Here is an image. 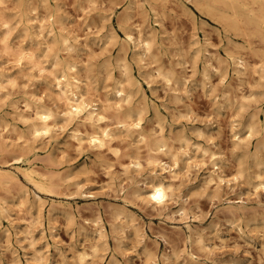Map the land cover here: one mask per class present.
<instances>
[{
    "label": "rangeland",
    "instance_id": "374dc122",
    "mask_svg": "<svg viewBox=\"0 0 264 264\" xmlns=\"http://www.w3.org/2000/svg\"><path fill=\"white\" fill-rule=\"evenodd\" d=\"M26 2L28 5H24L27 4ZM19 3L21 6L18 8ZM194 4L191 0H2L0 2V15H2L0 18L5 15L4 18L8 16L7 19L10 20L9 17L12 16L13 21H10L14 25L18 23L17 20H21L20 17L24 16L27 20L31 19V22L44 19V23H47L60 14L63 19L59 22H62V25L59 22L58 24L64 30L57 29L59 27L58 24L55 25L57 22H53L54 31H69L72 35H78L79 44L75 50L68 52L61 48L59 42L56 44L58 47L52 46L53 43L49 42L50 46L56 47L52 50L58 52L64 59L77 61L80 67H84L81 69L82 73L80 72L82 75L90 72L91 77L88 75L93 91L90 90L94 93L96 88L98 91L95 89V92H99V98L103 100L104 97H108L110 104L115 99L111 93L105 94L107 92L105 90H110L112 85L109 77L111 75L117 77L120 74L118 63H121L122 57L126 56L125 61L130 68V77L132 76V80H135L138 86V89L135 84L130 87L134 91L137 90L133 105L135 104V107L146 105L142 113L143 129L152 136L162 134L172 150L177 149L178 145L180 148L178 136H186L191 155L190 167H186L185 160H180L178 167L174 168L175 177L171 178L176 184L175 194L177 192V195L183 197L185 201V208L187 207L185 214L180 215L178 211H175L178 203L174 201H168L165 207L153 206L154 204L146 201L143 195L136 196L130 193L133 181L140 176L131 169H125L129 157L134 153H137L141 160L146 158L147 145L133 141L130 136L123 137L125 135L118 132H116L117 137L114 135L115 138L110 140L109 144L107 143L108 146L101 148L88 146L85 138L82 144L77 143V145L65 131L58 129L52 131L50 139L46 136L33 138L29 133L30 130L27 131L29 129L27 124L21 123V119L19 121L15 116L10 101L13 100L11 104L16 106L19 112H23L25 108L23 98L30 95L27 92V96L23 92L26 93L27 89L32 91L33 88L34 96L40 95L48 105H55L58 102H52L53 95L49 96L46 93L49 89L46 86L47 90L44 89V82L36 81L32 84L36 72L30 66L28 67L30 64L25 62L27 65L24 64L23 67H28V71L23 68L21 74L12 67L13 69L9 70L13 72V78L15 75L14 85L6 81L0 82L2 85H0L2 87H0V146L6 144L10 156L14 154L11 150H16L15 154L18 153V155H21L19 154L21 150L22 152L26 150L28 154L23 152L24 154L22 153L20 157H27L28 161L34 156L35 160H31L34 168H38L37 172L40 176L43 174L41 177L46 184L51 182L52 191H49L50 185H48L49 190L39 193L45 202L40 210L31 202L33 193L37 191L25 181L21 172H15L20 184L27 185L21 190L19 189L21 185L19 183H17L18 187L16 185L18 181L7 182L4 178V182L0 180L2 183H0V206L2 207V211L0 209V264H224L225 261H228L225 264H264V221L262 220L264 214L260 216V212L264 209V189H254L252 184L256 180L254 174L259 172L264 178V164L253 174L252 171L257 170L255 168L257 165L250 155L259 148L258 150H261L258 151L259 159L262 160L264 157V144L259 146L260 141H264V92L263 94L261 92L264 89V79H260L261 75L258 77V72L250 70L240 72L241 75H239L228 56L236 53L238 56H243L249 63L256 62L255 65L258 63L261 65L264 62L259 60V56L257 63L256 54L260 49L264 52V44L261 45L263 42L258 41L256 38L258 36L255 34H250L253 36L249 37L250 27L247 26L248 24H242L241 26L246 27V31L248 28V38L247 36L245 38L248 41L249 38L255 39L257 43L255 46L254 41L250 39L248 46V43H245L247 40L243 38L246 34H243V27L241 30L238 29L243 30L242 32L231 31L232 28L229 29L222 19V23L226 26L219 22L218 16L217 20L216 15H211L212 12ZM50 8L52 14L49 12ZM45 13L51 16L48 17ZM61 16H58L59 20ZM124 16H127V19ZM20 25L22 26V21L18 23V26L16 25V29L13 28L8 38L13 50L19 45L30 47L37 41L36 37L29 39L24 36ZM124 29L128 32L131 29L132 36H137L139 30V33H146L147 38H152L151 54L147 53L143 59L132 54V47L130 45L127 47L124 40L126 33ZM228 29L229 31H225ZM0 31L2 32V29ZM235 32L242 33L244 40L241 38L242 35L239 34V36ZM20 35L23 39L25 38V42ZM121 40L126 45L125 52L123 48L120 50L121 46H125L119 44ZM33 44L34 47L35 44ZM35 46L33 51L36 55L37 53L40 55L42 46L38 43ZM1 47L0 43V61L3 60L2 62L5 63L7 62L5 60L11 56L4 53ZM247 47L251 48L250 50L253 47L255 54ZM193 51L197 52L198 56ZM263 52H258L261 57ZM106 63V67H103ZM86 69L90 71L84 73ZM163 71L171 73L170 81L163 77L166 75ZM26 72H28L27 76H23ZM128 80L123 82L129 87L131 84L127 83ZM257 83L263 85L258 86ZM252 87L257 91L254 92ZM249 89L254 95L250 94ZM256 93L263 95L262 100L258 94L255 95ZM247 94L253 95L252 98L256 96L255 99L257 98L259 103L257 99V102L254 100L255 103H253L250 97H245L252 100L250 103L248 100V105L246 100L241 101ZM137 98L142 99L143 103L141 104ZM54 101L57 100L54 99ZM240 101L245 104L244 109L238 107L241 104ZM59 103L54 109L57 107L60 109ZM237 103L239 104L236 105ZM109 110L113 114L110 108ZM239 110L242 111L238 113ZM251 111L257 113V115L255 113V119L258 120V124L256 123V128L259 127L258 132L256 131L258 135L255 134L250 139H246L250 146L248 145L247 148L244 145L248 150L243 154L241 152L245 149L244 147L233 149L235 137L232 128L235 123L234 118L240 114V122H248L250 120L248 118L251 117H245V115ZM2 120L7 123L4 124ZM193 127L203 132L197 135ZM241 135L245 133L241 132ZM256 137L261 139L258 138L259 140L255 141ZM256 144L258 148L253 149ZM3 147H0L2 148L0 165H6V168L12 165L22 167V162H18L20 159L12 161L14 159L11 160L12 157L6 156L7 153L3 151L5 148ZM29 149L31 152L28 151ZM204 149H207V152L217 150L224 154L225 165L222 167V173L230 176L240 168L244 178L237 185L234 184L233 189L225 185L216 188L214 183L205 185L200 181V175L204 170L212 167L206 153L202 154ZM49 154L55 161L48 157ZM161 157L163 158V155ZM166 158L164 156L163 159ZM144 161H142L143 164ZM198 163L202 164L198 167ZM69 166L73 167V170ZM68 169L69 171H66ZM62 173L63 176H61ZM64 173L69 175L65 176ZM250 175L254 178L252 179ZM69 176L70 178L67 179ZM62 177L66 178L65 181ZM247 180L251 182L248 183ZM74 181L78 183H71ZM187 184H193L196 188L193 190L191 185L193 191L190 192V189L188 194L184 195L187 192ZM17 188L20 192L23 190L24 196L27 194L26 202L28 199L29 201L24 205L21 204L23 197L19 196L20 192H17ZM25 189H27L26 192ZM213 191H217L215 194L218 198L214 196ZM239 191L242 192L240 196L245 203V209L243 208L245 215H238L235 220L231 219V215L224 206L227 205V201L222 198L227 197L232 204H237L239 202L234 201L239 199L237 197ZM53 202L62 204L59 206L66 209V214L69 212V218L62 211L49 210V204ZM58 204L56 207L60 208ZM29 207H33L32 210ZM34 207L39 210H35ZM255 209L258 213H253ZM116 211H119V214ZM250 214L258 218L254 220L256 217ZM242 216L246 217L242 218ZM186 223L190 226V232L185 227ZM100 225L104 235L99 238L96 231ZM197 237L201 238V242L200 239L199 241L196 239Z\"/></svg>",
    "mask_w": 264,
    "mask_h": 264
},
{
    "label": "bare ground",
    "instance_id": "6f19581e",
    "mask_svg": "<svg viewBox=\"0 0 264 264\" xmlns=\"http://www.w3.org/2000/svg\"><path fill=\"white\" fill-rule=\"evenodd\" d=\"M1 1L2 0H0V2ZM129 1H131V0H129ZM191 1L197 5H200V7L203 8V10L205 9L206 11L212 12L211 15L212 16L216 15V17H215L216 19L218 16V19H220L219 22L222 23V21H221V19H222L224 21L223 23H225L229 29L232 28L231 31L238 30V29L241 30L242 27L244 28V26H241L242 24H248L247 26L250 27L249 28L250 29L249 37H252L255 34L258 37L254 36V38L256 37L258 41H262L263 43H261V45L264 44V0H191ZM27 2H29V1H27ZM129 3H131V2H129ZM24 5H28V3L24 4ZM17 6L19 8V6H21L20 3L17 4ZM24 7H23V9H24ZM26 7L28 8V6H26ZM45 10H47V9H45ZM200 10L202 11V9H200ZM26 12L28 14V11H26ZM49 12H50V14H52L51 8H50ZM15 13H17V12H15ZM47 14L45 13V15H47L48 17L51 16L49 13H47ZM54 14H56V13H54ZM207 14H209V13H207ZM57 15H56V17H54L55 19L58 16L59 17L61 16L60 14L58 16ZM0 16H2V15H0ZM4 16L5 15H3V18L1 17L2 19L0 18L1 19L0 23L2 26L0 28V29H2V32L0 31L1 32L0 33V43L2 45L1 48L4 51V53L6 52V54L8 56L10 55L11 58H8L10 60H8V59L5 60V61H7L5 63H3L4 62L3 60H2L3 62L0 61V82L6 81V82H9V84H12V86H13L15 75L13 78V72H11L10 70L15 68V71H17L18 73L21 74V71H23V68H26V70L25 69L24 70L28 71V67L30 66V68L36 72V74L34 75L35 76L34 79L29 78V79H33L34 83L32 82V84H35L36 81L38 83L44 82V84H45V85H43L44 89L46 87L49 89L48 91H46V93L49 94V96H50V94H51V96L53 95L51 98H54L55 100H57V101H54V99H52V102H54V103L60 102L59 105L61 104V107L59 106L60 109H58V107L56 109H54L58 103L57 104L55 103V105L51 104L53 107L50 104L48 105V103H45V101L42 99V97H40V95L38 96L35 94V96H34V92H32L33 88L31 89L32 91H28L29 89H27L25 91L26 93L23 92V94H26V95H27V92H28V94H30L29 95L30 97L27 95L29 98L28 97L23 98L24 107H25L24 108L25 110L23 109V112L22 111L19 112L16 109L17 107L16 106L14 107V105H12L13 100L10 101L12 103V104L10 103V105L13 109V112L16 114V115L15 114L14 115L18 118L19 121L21 119V121H20L21 123L27 124V126L29 127V129H27V131L30 130L29 131L30 135H32L33 138L34 137L35 138H42V137L46 136V137H48V139H50L52 131L58 129L60 131H65L67 133L66 135L70 136L71 139H74L76 144L77 143L82 144V141L85 138L84 140H87V142H86V143H88L87 145L90 147H94V148H101L105 145L108 146L107 143L110 142V140H112L113 138L117 137L118 134L116 135V132H118L120 134H124L125 136H123V137L130 136V138L133 139V141L143 143L145 146L147 145V150H148V151H146L147 152L146 158H144L145 161L141 160L142 158H140V156L137 155V153H134L135 155L130 154L132 156L129 155L130 156L129 161L126 164L127 166L125 167V169L126 168L131 169L132 171H135L137 175L140 176L139 179H135L133 181L132 190H131V188L129 189L132 191L130 193L133 195H136V196L143 195V198L145 197L144 199H146V201L148 200L154 204L153 206L157 205L159 207H165V205L168 201L177 202L178 208L175 211H178L180 215L185 214V211L187 208V207L185 208L186 205H184L185 201H184L183 197L177 195L178 194L177 192L175 194V189L177 190V188L175 187L176 184L173 183V180H171V178L173 179V177H175L174 176V174H175L174 168L178 167L180 160H182V159L185 160L186 167H190V157H191V155H190V144L188 145L187 137L184 135L183 136L181 135L180 137L178 136V141H180V148H178V146H179L178 145L177 149L175 148L172 150L170 145L167 143V140L165 141V139L163 138L162 134H159L157 136L154 134L152 136V134H150V133L148 134L143 129V127L141 125V122L143 119L142 113H143L144 107H146V105L143 107H137V106L135 107L134 106L135 104L133 105V98H134V95L136 94L137 90L134 91L130 87H133L132 84H135L136 82H135V80H132V78H131L132 76L130 77V73H129L130 68L128 67V64L125 61L126 56L124 58V56L122 55L123 61L121 59H116L117 61L118 60L122 61L121 63H118L120 74H118L117 77H113L111 74H109V76L111 75V77H109V78H111V80H112V85H111V88H109L110 90H105V91H107V92H105V94L111 93L113 98L115 99V100L113 99L114 101L110 104L108 97H106V98L104 97L103 100L99 98L100 94H99V92L96 93L98 91L96 88L95 89L97 91L95 92V89H94V93H92L93 88L90 87L91 85H90V81H89V75L91 77V74H89L90 73L89 69H86L85 70L86 72H84V73L89 72L88 73L89 75L88 74L82 75L81 69H84V67L83 68L80 67L79 64L77 63V61H75L74 59L67 60L68 58L64 59V58L59 56L58 52L52 50L53 48L56 49V47H52V46L58 44L57 42H59V44L61 45V48L65 49L68 52L75 50V47L79 44L78 35H76V34L72 35V34H70L69 31L68 32H66V31L65 32L54 31L55 27L53 25V22H55V23L57 22L56 24L54 23L55 25H57L58 22L61 21V19H63L62 16H61L60 20L58 17L56 20L53 18L50 21L47 20L48 22L45 21L47 23H44V19H40V20L38 19L37 21L35 19H33L36 22H33V21L31 22V19H29L30 20L29 21L26 18H24L26 16H24L22 18L20 16H19L20 18L18 17L21 20H17V22L21 23V21H22V26L21 25L20 26L22 27L21 29L24 32L23 33L24 36H27L29 39L36 37L37 39L35 38V40H37V41H36V43L34 42V44L36 45L38 43L42 46L40 48L41 50L39 49L41 51L40 55H38V53L36 55L35 51H33V48L36 47L33 43L32 44L34 45V47L30 43L31 44L30 47L19 45V46H17L18 48L16 47L17 49L15 48V50H13L14 48H11L10 42H9L10 39L8 40V38L10 36V33L13 32V30H14L13 28L16 29V27L18 26V23H16V25H17L16 26V25L12 24V22L10 21V20H12V18H11L12 16L9 17L10 20L7 19L8 16H7V18L5 17L6 19L4 18ZM126 17H125V19H127ZM15 18H16V16H15ZM42 18H43V16H42ZM122 19L125 20L124 18H122ZM122 19H121V21L123 22ZM125 22L126 21H124V23ZM59 23H61V25H62V22H59ZM225 24H223V25H225ZM12 25H14V27ZM122 25H124V24H122ZM20 26H19V28H20ZM58 26L60 28L58 27L57 29L62 28L59 24H58ZM125 28L127 29V26ZM126 29H124V31H126ZM229 29L225 30V31H229ZM245 29H246V27L244 28V32H243V34L246 33L244 35V37H243L242 33L241 34L240 33L237 34L236 32L235 33L237 35H239V34L242 35L241 38L242 37L245 38L246 36H247L246 38H248V35H247L248 34L247 33L248 28H247V31ZM61 30H64V29H61ZM131 31L132 30L130 29L129 32L128 31H126V33L124 32L125 33L124 34L125 35V38H124L125 43L127 44V47H128V45H130L132 47V50H131L132 54L137 55L138 56L137 58H139V59H143V57H146L147 53H150V51H151L150 48H151V45H153V44H151L152 42H150V41H152V38L151 39H150V37L147 38V36H146L147 34L146 33L145 34L139 33V30H138L137 36H134V35L132 36ZM242 31H239V32H242ZM250 34H253V35L250 36ZM144 36H146V37H144ZM20 37L23 39V36L20 35ZM243 38H242V40H244ZM250 39H252V38H249V41H250ZM249 41L247 40L245 42L246 44L248 43V46H249ZM253 41H254V44L256 46L257 43H255V39ZM24 42H25V40H24ZM49 42L53 43V44L50 43L52 46H50ZM54 42H55V44H54ZM119 42H121V43H119L120 45L121 44L125 45V43H122V40ZM238 45L239 44H237V46ZM239 46H241V45H239ZM242 46H244V45H242ZM255 46H253V47H255ZM125 47H126V45L123 47L121 46L120 50H122V48L124 49ZM253 47H252V50L254 49ZM259 47L261 48V46H259ZM258 48L257 49L255 48V49L259 50ZM37 49H36V52H37ZM118 49H119V47H118ZM125 49H124V52H125ZM250 49H249V51L251 52L252 50H250ZM195 50L198 51V49H195ZM254 51L255 50H253L252 52L255 54ZM260 51L263 52L261 49L258 52L260 53ZM258 52L256 54L257 55L256 61H257V59H259V56H260L259 60H263V62H264V52L262 53L263 54L262 57H261V54L259 55ZM196 53H195V55H196ZM120 56H121V53H120ZM196 56H198V54ZM228 56L230 57L231 61L234 64L235 71H237L236 73H240V72H244L246 70H250L251 72H255V73L258 72L257 73L258 77L261 75L260 79L261 78L264 79V76H263L264 75V63L263 64L261 63V65H259V63H258L259 60L257 61V63H258L257 65H255L256 62L255 63H252V62L249 63L245 60V58L243 56L242 57L240 55L238 56L236 53H235V55H232V53H231V55H228ZM139 59H138V61H140ZM25 62L27 64H30V65H28V67H23V65L26 64ZM226 62H228V61H226ZM107 63L103 64V67L104 66L106 67ZM223 67H225V66H223ZM226 67H227V65H226ZM220 70H222V69H220ZM107 71H109V70H107ZM224 71H225V69H224ZM157 72L160 74L159 70ZM27 73L28 72H26V74H24V75L22 74V75L27 76ZM31 73H33V71ZM31 73H29V74L31 75ZM164 73L166 75H163V77L167 80H169V79L171 80V78L169 76L171 73L170 72L166 73V71ZM203 73H204V71H203ZM15 74H16V72H15ZM167 74H168V76H167ZM239 75H241V73ZM112 77H113V79H112ZM124 77L127 79H123ZM129 78L131 79L130 81L128 80ZM172 79H173V77H172ZM260 79L258 80L259 82H260ZM123 80L124 81L128 80L127 83H129V85L130 84L131 85L128 87L127 85H125V82H123ZM130 82H133V83H130ZM257 85L261 86L263 84L257 83ZM135 86L138 89L137 84H135ZM258 86H255V87H257V89H258L259 88ZM252 88H253L252 90H254V87H252ZM90 89H92V91ZM250 89H249V91L251 94V93H253V91L251 92ZM257 89L254 90V92L257 91ZM45 90H47V89H45ZM263 90L261 91L262 94L264 92ZM141 91H142V89H141ZM248 94L246 96H244V98L250 97V99H251L254 95V93L252 96H248ZM257 94L260 96L259 93H256L255 95L257 96ZM3 96H4V94H3ZM103 96H104V94H103ZM261 96H260V98L262 100L263 95H261ZM255 97L252 98L253 103H255L254 100L257 99V98L255 99ZM140 98L139 99L137 98V100H140ZM250 99L245 98L244 100H241V101L246 100L247 105H248L252 101ZM248 100H250L249 103H248ZM257 100H256V102H257ZM141 101H142V99L140 100V103L142 104L143 102H141ZM239 103H237L236 105H238ZM258 103H259V100H258ZM244 105L245 104L241 102V104H239L238 107L243 108V107H245ZM238 107L236 106V108H238ZM247 107L245 109H247ZM109 108L111 109L113 114H111ZM256 108H258V107H256ZM257 110H259V108ZM237 111H238V109H237ZM241 111L242 110H239L238 113H240ZM243 112H245V111L243 110ZM11 113H12V111H11ZM255 113L256 112H252V111H251V113H247V115H245V117L249 116L251 118H248V120L249 119L250 120L248 122H244V123L240 122L241 119L239 120V116L241 114L238 117H236V118H238V120L236 118H234L235 123H233L234 126L232 128L234 131L233 136L235 137V141H233L234 142L233 143V145H234L233 149L234 150L236 149V147H239V149H240L241 147H244V145H246L247 148L250 146V143L246 142V141L248 139H250L251 137H253V135L256 134V131L259 128L258 125H257L258 128H256V123L258 122V120H257V118L255 119V116L257 115V113H256V115H255ZM15 116H11V117L16 118ZM2 119L5 120L4 118H2ZM244 120H245V118H244ZM0 121H1V119H0ZM3 123L6 124L7 122L3 121ZM180 128H182V126H180ZM193 128L195 129V127H193ZM195 130H194V132H195ZM160 131H159V133H160ZM178 132H180V131L178 130ZM202 132H203L202 130H199V129L196 130L197 135L198 134L200 135ZM241 132H243V134L245 133V135L242 136ZM180 133L182 134V132H180ZM114 135H115V137H113ZM256 135H258V134H256ZM260 136H263V135L260 134ZM258 138L261 139V137H258ZM258 138L256 137L255 141L256 140L258 141L259 140ZM263 138H264V136H263ZM263 144H264V141L262 142V140H261L259 143V146H263ZM1 146L5 147V148L3 147L4 148L3 151L5 153H7L6 156H10L9 155L10 151L8 149H6V144L1 145ZM246 146L244 147L245 149L243 151H242L243 148L241 149V151H242L241 153L244 154L247 152L248 149L246 148ZM256 148H258V144H256L255 148H253V149H256ZM258 149H256L252 153H250V155L253 158L251 156H249V153H248L249 158L251 157V159L254 160V161L253 160L252 161L255 162V164L257 165V166H255L256 169L260 168V166L262 164H264V160H263L264 157L262 159L263 161L259 159L260 157H258L259 156L258 151L259 152L261 151ZM0 150L2 151V148ZM1 151H0V153H1ZM11 151L14 152V154L12 152H11L12 154L10 153L11 154L10 157H12L10 159L11 160L14 159L12 161H15V160L18 161V159H20L18 162H22L23 166L20 167L21 165H14V166L12 165L13 168L10 166H8V168H6L5 167L6 165L3 166L1 164L0 165V180L2 182H4L3 181V178H4V180H7V182L8 181L9 182L10 181H14V182L18 181V182H16V185H17V183L20 184L19 179H17L15 172L16 171L21 172L25 181L30 183L34 187V189H36V191L38 192V193L37 192L33 193V196H32L33 199L31 202L36 204V206H38V208L41 210L43 208L42 206L45 205L44 204L45 202L41 199V196L39 195V193L42 194L43 192H45L46 190H49V189H50L49 191H52L51 182L49 184H46L45 181L43 180V178L41 177L43 174L40 176V174L37 172L38 168H36V169L34 168L35 166L33 165L32 161H31L34 158V156L31 157V160L29 159L30 161H28L27 157L21 158L22 157L21 155L23 152H26L28 154V152L26 150H24L23 152L21 150V153H19L21 155H18V153L15 154L16 150L15 151L11 150ZM28 151L31 152L32 147H31V151H30V149ZM205 153H206V157L209 160V163L211 164V167H212L211 169L204 170L202 172V174L200 175L201 176L200 181L203 182L205 185H208L210 183H214L216 185L215 186L216 188H220L221 186L225 185L226 187L233 189L234 184L237 185V183H239L240 180L244 178L243 171L240 168H238L230 176H227L224 173H222V167L225 165V161H224L225 158H224V154H222L221 152H219L217 150H211V151L209 150V152H207V149L202 150V154H205ZM162 155H163V158H164V156L167 158L163 159L161 157ZM263 155H264V153H263ZM48 157L51 160L54 159L53 157H50V154L48 155ZM49 158H47V159H49ZM50 159H49V161H51ZM33 160H35V159H33ZM53 161H55V160H53ZM142 161H144L145 163L143 164ZM199 164H202V163H198V167H199ZM69 168H71V167L69 166ZM66 171H69V169ZM66 171H65V173H66ZM253 171H252V173L254 174L258 171V169L254 172ZM40 173H42V172H40ZM65 173H64V175H65ZM69 174H70V172H69ZM69 174H66L65 176H67ZM260 174H259V172L254 174V177L256 176L255 182L253 180L254 183H252L254 189H258V188L264 189V178H262V176ZM61 176H63V173ZM250 177L252 178L253 176L250 175ZM69 178H70V176L67 179H69ZM62 179L65 181L66 178L62 177ZM130 179H132V178H130ZM250 180H247V182L249 183ZM47 182H49V181H47ZM139 182L141 185L139 184ZM71 183L75 184L78 182L74 181ZM19 184L17 185V187L19 186ZM201 184H198V185H201ZM20 185H21V188L19 187L20 190L27 187V185L25 186L24 184H23L24 187L22 186V184H20ZM48 185H50L49 189H48ZM191 185H192V188L194 190L196 187H194L193 184H191ZM191 185L187 184V187H186L187 192L185 194L183 193L184 195L188 194L189 190L191 189ZM19 189L17 190V192L19 191ZM26 190L27 189H25V192H26ZM193 190L191 189L190 192H192ZM214 191L212 193L217 194V191L216 192H214ZM241 193H242L241 191L238 192L237 197L239 199L237 201H234L235 203L239 202L237 204H232V202H230L229 198H227V197L222 198L223 200L227 201V205L225 204L224 206H226L227 212H229V214L231 215V219H233V218L235 219L236 216L244 214L245 203L243 202V199L240 196ZM20 194H22V195L24 194L23 190H22V192H20ZM20 194H19V196L21 198L23 197L21 199V204L24 205L25 203H27L29 201V199L26 202V198H28L27 194L25 196L24 195L21 196ZM216 194L214 196H216ZM176 196H178L179 199H177L178 197L176 198ZM216 197L218 198V195ZM50 203H52V202H50ZM53 204H49V208H48L49 210L50 209L52 211L53 210H55V211L59 210V211L64 212V215L66 214V212H65L66 209L64 210L63 206H62L63 208L59 206L62 204L56 203V204H58V207H60V208H57L56 204L54 202H53ZM258 205H260V204H258ZM259 207L260 206H258V208ZM1 208L2 207L0 206V209ZM29 208H31L30 210H32L33 207H29ZM66 208H68V206ZM246 208H247V206H246ZM39 209L35 208V210H37V211ZM260 209H262V208H260ZM250 210H251V208H250ZM1 211H2V209H1ZM67 211H68V209H67ZM121 211H120V213H121ZM257 211L258 210L255 209V211H253V213L254 212L258 213ZM68 213L66 215H68ZM262 213L264 214V209H262V211L260 212V216H262ZM117 214H119V211L117 212ZM227 215H228V213H227ZM230 215H228V216H230ZM253 215H251V216H253ZM257 216H259V214H257ZM245 217L242 216V218H245ZM253 217H256V215H254ZM67 218H69V215L67 216ZM257 218L258 217L254 218V220ZM259 218L262 219L263 217H259ZM228 220L230 222V217ZM235 220H237V219H235ZM262 220L264 221V218ZM259 221H260V219H259ZM233 222H235V221L233 220ZM131 225H133V224H131ZM185 227L190 232V226L187 223H186ZM97 228H98V226H97ZM100 228H101V225H100L99 229L96 231L97 237H99V238L102 235H104V234H102V230ZM134 228H136V227H134ZM136 229H134V230L136 231ZM196 239H198V241L200 239V242H201L200 237H197ZM97 240H99V239H97ZM198 241H197V243H198ZM148 252L149 251H147V253ZM225 262H228V261H225ZM225 262H224V264H225Z\"/></svg>",
    "mask_w": 264,
    "mask_h": 264
}]
</instances>
